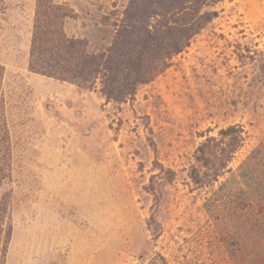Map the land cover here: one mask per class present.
<instances>
[{
    "label": "rangeland",
    "instance_id": "1",
    "mask_svg": "<svg viewBox=\"0 0 264 264\" xmlns=\"http://www.w3.org/2000/svg\"><path fill=\"white\" fill-rule=\"evenodd\" d=\"M44 1L38 23L40 0H0L5 264H264V0ZM38 24L98 73L34 70ZM193 24L134 95H105L124 27Z\"/></svg>",
    "mask_w": 264,
    "mask_h": 264
},
{
    "label": "trees",
    "instance_id": "2",
    "mask_svg": "<svg viewBox=\"0 0 264 264\" xmlns=\"http://www.w3.org/2000/svg\"><path fill=\"white\" fill-rule=\"evenodd\" d=\"M40 2L38 23H41L42 15L50 20V16L55 17L58 9L60 10L58 7L53 9L45 5L44 0ZM142 12L143 15H147L149 10ZM127 14L129 20L136 16L132 9ZM212 16H217V13L205 14L202 19L210 21ZM201 28V24H193L166 26L164 30H159L150 26L145 28L142 25L137 31L136 40H133L130 38L136 31L130 32L128 26L124 27L119 32L109 55L100 57L104 63L102 67L107 71L104 81L105 95L116 100L134 95L137 86L147 83L159 74L174 54L182 52L190 45V41ZM35 33L31 53V67L34 70L62 78L67 74L98 73L101 64L96 60L97 57L85 54L81 50V42L43 31L41 24L37 25ZM72 65H76V68H71ZM6 213V206H0V264L6 262L8 244L12 236V227L4 226Z\"/></svg>",
    "mask_w": 264,
    "mask_h": 264
}]
</instances>
